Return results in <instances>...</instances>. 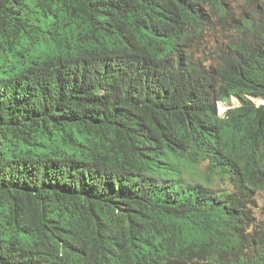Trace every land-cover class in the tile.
Masks as SVG:
<instances>
[{
  "label": "trees",
  "instance_id": "obj_1",
  "mask_svg": "<svg viewBox=\"0 0 264 264\" xmlns=\"http://www.w3.org/2000/svg\"><path fill=\"white\" fill-rule=\"evenodd\" d=\"M260 191L264 0H0V264H264Z\"/></svg>",
  "mask_w": 264,
  "mask_h": 264
},
{
  "label": "rangeland",
  "instance_id": "obj_2",
  "mask_svg": "<svg viewBox=\"0 0 264 264\" xmlns=\"http://www.w3.org/2000/svg\"><path fill=\"white\" fill-rule=\"evenodd\" d=\"M253 101L257 104H261L262 100L261 99H253ZM239 103L236 98L232 97L230 100V103H218V113L219 115L223 116L224 112L230 108V107H235L238 106ZM256 204L254 208L255 212V218L257 223L258 222H264V191H260L257 196H256Z\"/></svg>",
  "mask_w": 264,
  "mask_h": 264
}]
</instances>
